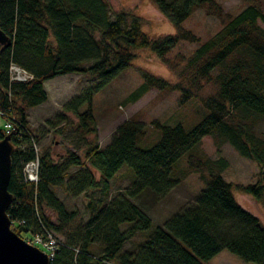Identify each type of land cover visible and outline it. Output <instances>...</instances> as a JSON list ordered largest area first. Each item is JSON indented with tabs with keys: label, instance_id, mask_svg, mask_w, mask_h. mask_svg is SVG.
<instances>
[{
	"label": "trees",
	"instance_id": "16d2710c",
	"mask_svg": "<svg viewBox=\"0 0 264 264\" xmlns=\"http://www.w3.org/2000/svg\"><path fill=\"white\" fill-rule=\"evenodd\" d=\"M238 1L244 9L230 16L215 0H156L175 24L176 34L150 40L139 19L126 13L112 18L103 0H0V31L10 41L8 47L0 46V116L11 128L8 134L0 131V140L9 136L13 146L7 188L12 203L6 211L11 230L21 239L61 233L72 215L50 189L89 193L84 196L88 223L65 238L49 264H208L222 251L247 264H264V227L234 200L231 184L221 177L227 166L223 159L188 157V168L208 177L194 204L157 229L131 257L121 253L134 233L151 227L132 200L145 192L166 195L175 185L173 166L203 137L226 141L239 156L264 167V139L255 133V125L264 122V13L258 1ZM198 10L218 20L220 29L181 58L178 82L169 84L140 72L144 89L177 92L179 106L199 98L205 113L194 127L184 130L153 122L159 140L143 151L137 144L145 137L144 125L127 120L105 148L90 147L82 157L69 155L64 165L54 164L48 154L38 156V182H25L24 166L35 159L25 112L46 102V81L69 74L96 77L94 87L64 107L76 116L80 129L95 133L93 96L128 68L137 50H149L176 71L180 61L166 55L180 42L197 43L182 24ZM11 65L31 79L12 82ZM206 87L211 92L201 97ZM83 106L86 110L79 113ZM69 167L78 170L66 180ZM123 167L134 180L107 202L109 181ZM258 178L253 185L236 188L264 209V183L262 176ZM45 208L56 213L57 224L45 215ZM123 225L132 226L121 233ZM92 247L99 248V257Z\"/></svg>",
	"mask_w": 264,
	"mask_h": 264
},
{
	"label": "rangeland",
	"instance_id": "374dc122",
	"mask_svg": "<svg viewBox=\"0 0 264 264\" xmlns=\"http://www.w3.org/2000/svg\"><path fill=\"white\" fill-rule=\"evenodd\" d=\"M103 1L112 18L119 13L129 14L140 20L143 34L150 40L154 39L147 21L140 18L137 10L123 6V0ZM215 1L222 12L230 16H235L244 9L238 0ZM255 1L260 3L264 13V0ZM182 28L190 31L198 41L197 43L180 42L166 55L169 60L177 57L176 60L180 61L176 71H171L166 67L168 71L163 73V76L153 75L145 71L138 63H134L137 57H152L156 61L154 67L157 68L158 72L162 71L165 65L149 50H137L133 52L134 59L128 68L119 73L106 87L93 96L91 112L95 122V133L80 129L76 116L72 112L65 111L64 107L73 99L81 97L89 88L94 87L97 83L96 77L69 74L46 81L43 84V89L47 95L46 102L25 112L26 129L32 138L31 146L35 156L48 154L54 164L64 165L67 163L69 155L82 157L90 147L105 148L110 143L115 129L127 120H133L144 125L145 137L137 144V148L143 151L150 149L159 140L160 135L152 127L153 122L167 127L180 125L184 130L194 127L205 113L199 98L179 106V94L177 92L144 89L140 78V72H145L169 84H176L178 82L177 71L183 66L181 58L189 57L200 44L218 32L220 24L215 18L206 16L202 10H198L182 24ZM210 92V88H204L201 97H205ZM85 110L86 107L83 106L78 111L82 113ZM5 123V119L0 116V131L2 132L5 131ZM255 133L264 139V122L255 125ZM188 157L211 161L225 160L227 166L221 172V177L224 182L231 184L234 200L242 210L256 218L264 227V209L262 206L236 188L237 186L244 187L255 184L259 176H262L264 183V167L239 156L226 141L216 142L212 137L206 136L173 166L171 179L175 185L166 195L156 197L145 192L132 200L150 219L151 227L146 232L134 233L129 241L124 244L121 253L131 257L157 229H162L164 224L174 215L194 204L199 193L205 188L208 177L206 173L190 170L187 166ZM77 170L69 167L66 180L70 179ZM92 174L97 180L98 175L94 172ZM133 180L132 173L125 167L121 168L109 181V199L107 202L128 190ZM50 191L62 204L65 211L72 215L71 221L61 233H49L64 245L65 238L70 239L82 231L90 219V210L84 197L89 193L86 191L73 195L62 187H53ZM44 213L54 224H57L58 217L54 211L45 208ZM131 226H121L120 232H127ZM29 245L36 247L33 244ZM36 248L42 252L40 248ZM92 252L96 257H99V248L92 247ZM208 264L247 263L240 261L226 251H222Z\"/></svg>",
	"mask_w": 264,
	"mask_h": 264
},
{
	"label": "water",
	"instance_id": "95a60500",
	"mask_svg": "<svg viewBox=\"0 0 264 264\" xmlns=\"http://www.w3.org/2000/svg\"><path fill=\"white\" fill-rule=\"evenodd\" d=\"M10 41L0 31V46L6 48ZM13 146L9 136L0 140V264H49L48 256L27 244L11 230V223L6 215L12 196L8 193L11 155Z\"/></svg>",
	"mask_w": 264,
	"mask_h": 264
},
{
	"label": "clouds",
	"instance_id": "9594fccd",
	"mask_svg": "<svg viewBox=\"0 0 264 264\" xmlns=\"http://www.w3.org/2000/svg\"><path fill=\"white\" fill-rule=\"evenodd\" d=\"M123 6L137 10L141 19H145L154 39H162L176 34V27L173 21L161 9L156 0H123ZM134 63H138L145 71L153 75H161L167 72L166 66L162 71L154 67L156 61L152 57H137ZM166 78V77H164Z\"/></svg>",
	"mask_w": 264,
	"mask_h": 264
},
{
	"label": "built area",
	"instance_id": "2783aa9c",
	"mask_svg": "<svg viewBox=\"0 0 264 264\" xmlns=\"http://www.w3.org/2000/svg\"><path fill=\"white\" fill-rule=\"evenodd\" d=\"M10 80L16 83H26L31 77L25 73L20 68L11 65L9 67ZM10 125L5 124L4 129L6 134L10 131ZM35 160L27 163L23 169V177L25 182L36 185L38 182V170L39 163L38 157L35 156ZM28 240V241H27ZM25 241L28 244H33L34 246L40 248L42 252H44L49 259H52L53 255L57 251L59 247H63L64 245L59 242L56 238L52 237L50 234H46L45 237L42 236H27Z\"/></svg>",
	"mask_w": 264,
	"mask_h": 264
}]
</instances>
